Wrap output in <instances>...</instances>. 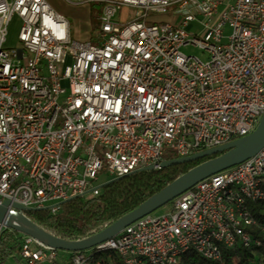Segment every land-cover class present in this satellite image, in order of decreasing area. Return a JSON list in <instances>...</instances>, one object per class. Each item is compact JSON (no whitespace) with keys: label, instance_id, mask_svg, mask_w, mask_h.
I'll use <instances>...</instances> for the list:
<instances>
[{"label":"built area","instance_id":"built-area-1","mask_svg":"<svg viewBox=\"0 0 264 264\" xmlns=\"http://www.w3.org/2000/svg\"><path fill=\"white\" fill-rule=\"evenodd\" d=\"M64 1L100 6L95 35L75 40L49 0H0V201L56 213L110 179L259 124L264 0ZM15 15L18 47L7 44ZM263 199L264 148L93 248L55 249L3 223L0 239L20 240L19 264H106L98 254L107 250L124 264H183L190 250L215 260L223 247L260 245L246 229L255 223L247 204Z\"/></svg>","mask_w":264,"mask_h":264},{"label":"trees","instance_id":"trees-1","mask_svg":"<svg viewBox=\"0 0 264 264\" xmlns=\"http://www.w3.org/2000/svg\"><path fill=\"white\" fill-rule=\"evenodd\" d=\"M100 11V8L91 11L92 25H98ZM210 157L132 172L104 186L97 195L75 197L65 202L56 213L50 209L30 210L26 213L33 222L58 237L66 240L84 239L101 231L177 176ZM172 158L175 155L168 156V159ZM247 205L254 215L255 223L248 225L246 229L261 241L260 245L223 247L221 258L215 260L190 250L184 255L183 264H264V199L249 201ZM20 251L21 242L16 235L10 231L4 232L0 239V264H7L10 259L16 260ZM98 257L106 264H124L114 250L100 252Z\"/></svg>","mask_w":264,"mask_h":264},{"label":"water","instance_id":"water-1","mask_svg":"<svg viewBox=\"0 0 264 264\" xmlns=\"http://www.w3.org/2000/svg\"><path fill=\"white\" fill-rule=\"evenodd\" d=\"M263 148L264 113L255 130L245 136L232 140L226 144L199 151L191 155L164 160L161 163V166L169 167L172 165L183 164L211 156L205 161L197 164L196 166L177 176L162 189L152 194L146 200L140 203L136 208L124 214L101 231L84 239L66 240L58 237L37 225L29 218L26 213L30 210H48L50 209V206L26 207L18 202H14L9 199L0 201V223L5 224L18 232H22L31 235L39 240H42L55 249L72 252L90 249L104 241L113 238L124 228L137 221L138 219L157 211L165 205H168L175 198L194 187L198 182L210 177L213 174L229 169L248 160L249 158L259 153ZM151 169H155L154 165L140 167L133 172ZM130 173L110 179L102 183L100 187L103 188L109 183L118 180ZM80 196L84 195L80 194L73 196L65 201H62L60 205H63L65 202Z\"/></svg>","mask_w":264,"mask_h":264},{"label":"rangeland","instance_id":"rangeland-1","mask_svg":"<svg viewBox=\"0 0 264 264\" xmlns=\"http://www.w3.org/2000/svg\"><path fill=\"white\" fill-rule=\"evenodd\" d=\"M49 2L52 4V6L58 10L59 12L65 14L68 16L71 26H72V34L73 38L75 40L84 41L80 37L81 33H84L90 37L96 34V26L92 25L91 21V11H97L100 6L99 5H93V4H74V3H68L64 0H49ZM131 13V9L128 7H123L121 12L117 14V17H119L123 22L129 19ZM166 17L164 15H157V20L165 19ZM21 25V19L18 17V15H15L8 26V41L7 44L10 46L18 47L20 44L17 41V35L19 32V28ZM229 30V29H227ZM183 50L187 53L198 55V56H204L202 54V51L200 48L196 46H188L184 47ZM174 155V154H173ZM108 180V177H105V175L101 174V181ZM169 208V205H165L157 210V212H165ZM7 264H17L14 259H10Z\"/></svg>","mask_w":264,"mask_h":264},{"label":"crops","instance_id":"crops-1","mask_svg":"<svg viewBox=\"0 0 264 264\" xmlns=\"http://www.w3.org/2000/svg\"><path fill=\"white\" fill-rule=\"evenodd\" d=\"M80 37L82 38V40H87L89 38V36L87 35V33H86V35L84 33H81ZM14 261H16L17 264H19V261L18 260H14Z\"/></svg>","mask_w":264,"mask_h":264},{"label":"bare ground","instance_id":"bare-ground-1","mask_svg":"<svg viewBox=\"0 0 264 264\" xmlns=\"http://www.w3.org/2000/svg\"><path fill=\"white\" fill-rule=\"evenodd\" d=\"M210 177H215V174L211 175Z\"/></svg>","mask_w":264,"mask_h":264}]
</instances>
